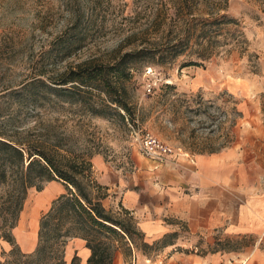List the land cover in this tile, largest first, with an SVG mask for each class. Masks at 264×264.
Here are the masks:
<instances>
[{"label": "rangeland", "instance_id": "rangeland-1", "mask_svg": "<svg viewBox=\"0 0 264 264\" xmlns=\"http://www.w3.org/2000/svg\"><path fill=\"white\" fill-rule=\"evenodd\" d=\"M187 3L0 0V133L70 159L83 156L91 164L90 178L94 181H97L94 158L99 156L112 168L136 175L142 184H148V164H153L139 150V139L146 134L184 153H178L165 164L189 165L191 154L185 152H209L228 146L239 132L235 124L240 112L235 103H242L243 98L235 86L227 83L234 76L260 70L259 59L264 52V0ZM219 7H224L233 21L222 26L219 45L207 60L198 66H185L191 55L184 54L164 65L148 62V41L160 39L167 29H175L178 19L185 17L183 14L210 18L211 11ZM158 17L161 35L154 34L152 29ZM137 49H144L145 53L140 62L131 65L129 77L123 82L127 112L107 105L104 94L89 92L78 84L61 86L69 89L63 93L50 89L60 87L53 82L78 63L95 60L106 64L113 57ZM150 78L157 82L154 91L148 93L144 85ZM52 181L63 190L48 202H42L43 199L39 202L34 187L27 190L15 226L19 233L26 234L36 226L38 230L39 219L52 200L65 192L61 181ZM46 186L47 182L43 188ZM106 194L101 199L103 207L130 225L129 234L116 229L123 246L120 245L113 264H124L123 260L126 264H152L140 255L136 261V255L142 252L139 249L142 242L151 245L144 249L145 255L156 264H164L161 248L174 238V233L146 241L130 211L122 206L113 209L108 200L112 201L115 195L108 190ZM3 196L4 186L0 185V201ZM124 209L129 213H124ZM12 230L15 246L23 251ZM182 232V237L187 236L185 228ZM6 242L0 238V258L11 249ZM225 248L242 253L236 259L228 258L233 264H257L251 240H238L237 245L226 244Z\"/></svg>", "mask_w": 264, "mask_h": 264}, {"label": "crops", "instance_id": "crops-1", "mask_svg": "<svg viewBox=\"0 0 264 264\" xmlns=\"http://www.w3.org/2000/svg\"><path fill=\"white\" fill-rule=\"evenodd\" d=\"M259 60L257 73L237 75L227 83L243 98L235 103L239 132L228 146L185 152L191 154L189 165L148 164V184L94 158L97 182L115 195L108 202L113 209L122 206L130 211L146 241L174 233L161 248L164 264H233L228 258L242 253L225 245L245 239L255 244L257 264H264V52ZM62 190L55 181L47 182L38 191L39 202H48ZM17 227L12 231L18 244L26 253L33 251L37 226L26 234ZM89 254L85 240L78 237L70 238L64 250L65 260L77 256L78 264H85ZM139 255L147 263L157 262L142 252L136 261Z\"/></svg>", "mask_w": 264, "mask_h": 264}, {"label": "trees", "instance_id": "trees-1", "mask_svg": "<svg viewBox=\"0 0 264 264\" xmlns=\"http://www.w3.org/2000/svg\"><path fill=\"white\" fill-rule=\"evenodd\" d=\"M187 2L182 0L183 5ZM218 9L211 11L210 18L183 14L185 17L178 19L175 29H167L160 39L148 41V62L164 65L184 54L191 55L185 66H198L207 60L219 45L222 26L233 21L225 14L224 7ZM160 24L159 17L153 21L154 34L161 35ZM144 51L124 52L106 64L95 60L78 63L53 82L60 87L50 89L63 93L69 89L61 86L78 84L89 92L96 90L104 94L107 105L127 112L123 82L129 77L131 65L141 61ZM54 152L56 156L45 147L25 145L0 133V185L4 186V198L0 201V238L11 245L0 258V264H78L77 256L69 263L64 258L65 244L74 237L84 239L90 250L85 264H113L120 245L123 246L116 229L129 234L130 225L103 207L101 199L106 197L107 187L90 178L91 164L83 156L70 159ZM52 180L61 181L65 192L52 200L40 217L35 249L28 253L20 251L11 230L16 226L27 190L34 187L40 191L45 182ZM124 213L129 212L124 209ZM149 247L146 242L139 245L143 254Z\"/></svg>", "mask_w": 264, "mask_h": 264}, {"label": "built area", "instance_id": "built-area-1", "mask_svg": "<svg viewBox=\"0 0 264 264\" xmlns=\"http://www.w3.org/2000/svg\"><path fill=\"white\" fill-rule=\"evenodd\" d=\"M148 70V73H150L151 69ZM156 82V80H152L150 78V80H148L144 85V89L146 90V92H153L156 86ZM139 150L144 157L152 160L153 163H156L157 165L165 164L170 159L175 157L178 153L182 152L180 148L175 150L174 148L170 147L168 144L151 134H146L140 137Z\"/></svg>", "mask_w": 264, "mask_h": 264}]
</instances>
